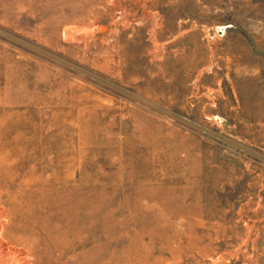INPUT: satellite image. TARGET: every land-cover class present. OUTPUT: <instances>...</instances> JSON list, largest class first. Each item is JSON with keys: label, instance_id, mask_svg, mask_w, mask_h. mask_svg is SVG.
<instances>
[{"label": "rangeland", "instance_id": "374dc122", "mask_svg": "<svg viewBox=\"0 0 264 264\" xmlns=\"http://www.w3.org/2000/svg\"><path fill=\"white\" fill-rule=\"evenodd\" d=\"M0 264H264V0H0Z\"/></svg>", "mask_w": 264, "mask_h": 264}, {"label": "bare ground", "instance_id": "6f19581e", "mask_svg": "<svg viewBox=\"0 0 264 264\" xmlns=\"http://www.w3.org/2000/svg\"><path fill=\"white\" fill-rule=\"evenodd\" d=\"M104 28V27H103ZM101 29V28H100Z\"/></svg>", "mask_w": 264, "mask_h": 264}]
</instances>
